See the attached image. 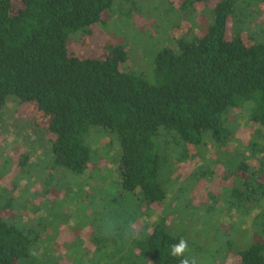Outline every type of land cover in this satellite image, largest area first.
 <instances>
[{
	"label": "trees",
	"instance_id": "1",
	"mask_svg": "<svg viewBox=\"0 0 264 264\" xmlns=\"http://www.w3.org/2000/svg\"><path fill=\"white\" fill-rule=\"evenodd\" d=\"M116 1L0 0V123L5 104L15 103L16 117L45 132L57 163L79 174L90 159L83 136L93 127L103 128L122 153L121 186L140 190L154 210L167 198L158 184L162 161L155 137L173 134L181 147L177 161L182 162L205 138L218 145L240 143L258 169L249 172L252 164L241 163L236 176L248 174V186L250 180L258 181L256 221L264 222V43L228 26L238 1L214 0L215 23L205 36L181 41L177 51L162 50L155 59L153 84L127 73L128 51L106 40L102 26ZM246 15L254 16L245 13L243 20ZM176 29L173 37L180 33ZM80 33L84 43L73 52L69 41L77 43ZM263 35L264 28L258 37ZM229 113L246 119L249 127L256 124L258 131L248 142L228 135L221 118ZM13 201L11 197L0 206V264H75L46 249L35 252L42 249L40 236L30 225L10 220ZM262 237L231 264H264ZM177 244L163 223L152 224L135 243L136 254L112 264H181L185 258L171 255Z\"/></svg>",
	"mask_w": 264,
	"mask_h": 264
},
{
	"label": "rangeland",
	"instance_id": "2",
	"mask_svg": "<svg viewBox=\"0 0 264 264\" xmlns=\"http://www.w3.org/2000/svg\"><path fill=\"white\" fill-rule=\"evenodd\" d=\"M237 1L228 26L264 43V35L258 37L264 28L262 1ZM215 3L117 0L102 30L109 43L128 51L124 70L153 84L157 55L164 49L177 51L181 41L205 36L215 23ZM245 13L254 16L243 20ZM177 26L189 31L182 34ZM175 29L180 33L173 37ZM83 36H76L77 43L70 39L73 52L81 50ZM15 110L16 104L8 101L1 114L0 206L14 198L10 220L37 230L42 249L38 246L36 253L46 249L75 264H112L134 256L135 243L152 224L160 223L173 240L186 243L183 256L176 257L191 264H231L237 254L263 240L264 222L256 221L258 181L248 180L249 187L247 173L236 176L241 163L252 164L249 172L255 173L257 163L240 143L218 145L205 138L182 162L177 161L181 147L173 134L155 137L162 161L158 184L167 198L154 210L140 190L128 192L121 186L122 153L113 134L93 127L83 136L90 159L79 174L59 165L45 132L16 117ZM221 122L230 138L244 142L258 131L256 124L249 127L234 113L225 114Z\"/></svg>",
	"mask_w": 264,
	"mask_h": 264
},
{
	"label": "clouds",
	"instance_id": "3",
	"mask_svg": "<svg viewBox=\"0 0 264 264\" xmlns=\"http://www.w3.org/2000/svg\"><path fill=\"white\" fill-rule=\"evenodd\" d=\"M185 249H186V243L184 241H181L179 244L174 245L172 247L171 255L182 257ZM181 264H188V261L186 259H181Z\"/></svg>",
	"mask_w": 264,
	"mask_h": 264
}]
</instances>
